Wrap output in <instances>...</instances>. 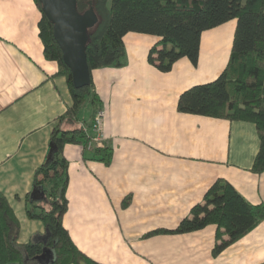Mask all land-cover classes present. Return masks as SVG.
I'll return each instance as SVG.
<instances>
[{
  "label": "crops",
  "instance_id": "crops-1",
  "mask_svg": "<svg viewBox=\"0 0 264 264\" xmlns=\"http://www.w3.org/2000/svg\"><path fill=\"white\" fill-rule=\"evenodd\" d=\"M41 16L35 0H0V194L18 220L19 243L45 235L43 224L27 217L24 195L49 154L58 117L71 103L57 63L44 56ZM232 20L202 31L196 64L182 56L161 71L147 59L161 37L129 31L123 36L124 65L91 71L112 157L109 164L92 157L91 128L82 148L64 145L68 206L62 223L95 261L264 264V220L216 255L215 224L162 231L175 229L216 179L228 181L250 204H264V171L251 170L260 145L255 124L177 110L181 92L224 70L235 29L225 25ZM61 126L73 127L65 119Z\"/></svg>",
  "mask_w": 264,
  "mask_h": 264
},
{
  "label": "trees",
  "instance_id": "trees-1",
  "mask_svg": "<svg viewBox=\"0 0 264 264\" xmlns=\"http://www.w3.org/2000/svg\"><path fill=\"white\" fill-rule=\"evenodd\" d=\"M36 5L41 10L38 0ZM98 22L88 30L86 60L90 83L74 87L70 69L53 36L52 23L43 14L39 35L44 56L57 63V74L66 79L71 103L58 117L51 135V147L45 161L34 171L32 190L24 195L26 215L39 220L45 229L41 239L18 242L19 223L7 198L0 194V264H101L80 250L62 217L68 206V161L63 155L66 143L86 145L87 130L95 114L102 109L94 90L91 71L100 67H119L125 63L123 36L129 31L155 34L161 39L148 51V62L168 71L174 61L186 56L197 63L202 31L235 18V29L228 62L212 81L192 85L180 93L177 110L255 124L260 139L251 170L264 171V0H91ZM89 0H76L83 12ZM86 103L91 106L88 127L78 125V112ZM72 123L63 129L61 122ZM91 136V135H90ZM93 158L109 164V145H94ZM123 203H127V199ZM264 220V204H250L228 181L216 179L175 229L164 232L184 233L216 225L213 254ZM51 254L45 259L43 254Z\"/></svg>",
  "mask_w": 264,
  "mask_h": 264
},
{
  "label": "water",
  "instance_id": "water-1",
  "mask_svg": "<svg viewBox=\"0 0 264 264\" xmlns=\"http://www.w3.org/2000/svg\"><path fill=\"white\" fill-rule=\"evenodd\" d=\"M38 1L43 14L52 23L54 39L61 49L64 63L70 69L74 87L87 86L90 83L86 60L88 30L98 22L91 0L83 12L77 10L76 0Z\"/></svg>",
  "mask_w": 264,
  "mask_h": 264
},
{
  "label": "built area",
  "instance_id": "built-area-1",
  "mask_svg": "<svg viewBox=\"0 0 264 264\" xmlns=\"http://www.w3.org/2000/svg\"><path fill=\"white\" fill-rule=\"evenodd\" d=\"M103 114L104 113H103L102 109L99 110L95 114L93 122H92V127H91V129L96 132V134L94 136H91L92 140L94 141L95 145H99V146L106 144L104 141V138L102 136V133H101ZM84 129H85V127H84Z\"/></svg>",
  "mask_w": 264,
  "mask_h": 264
},
{
  "label": "rangeland",
  "instance_id": "rangeland-1",
  "mask_svg": "<svg viewBox=\"0 0 264 264\" xmlns=\"http://www.w3.org/2000/svg\"><path fill=\"white\" fill-rule=\"evenodd\" d=\"M227 23L228 24H226L225 27L229 26V29H231V31H232L234 29V24H235L234 20L229 21ZM90 114H91V107H90V104H88V103H86V105H84L83 108L77 114L78 120L81 123H83L84 125H86V127L89 126L88 122H89ZM81 145L82 144H79V145L73 144V147H75L78 150V148H82Z\"/></svg>",
  "mask_w": 264,
  "mask_h": 264
}]
</instances>
